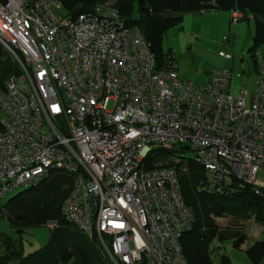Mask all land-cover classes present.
<instances>
[{
  "label": "built area",
  "instance_id": "2783aa9c",
  "mask_svg": "<svg viewBox=\"0 0 264 264\" xmlns=\"http://www.w3.org/2000/svg\"><path fill=\"white\" fill-rule=\"evenodd\" d=\"M59 0H0V43L20 72L0 87V208L52 170L75 176L62 211L111 264H189L181 237L194 215L173 166L149 167L156 148L192 149L200 190L234 181L264 188V65L256 88L233 97L232 73L206 83L162 68L137 25L106 1L76 16ZM232 9V22L253 19ZM224 58L232 53L220 51ZM52 230L58 221L47 223Z\"/></svg>",
  "mask_w": 264,
  "mask_h": 264
},
{
  "label": "trees",
  "instance_id": "16d2710c",
  "mask_svg": "<svg viewBox=\"0 0 264 264\" xmlns=\"http://www.w3.org/2000/svg\"><path fill=\"white\" fill-rule=\"evenodd\" d=\"M70 16L89 12L106 0H59ZM122 17L128 25H137L156 56V67L162 68L170 53L164 52L167 31L182 23L191 12L219 8H239L246 15L253 14L254 35L249 54L260 70L258 52L264 45V0H116ZM248 20V18H245ZM20 72L18 63L0 43V87L6 79ZM1 130V124H0ZM187 145L177 144L173 149L156 148L146 158L149 167L173 166L179 173L181 195L192 210L194 220L181 237L182 252L189 264H214L211 245L217 238L219 217H231L235 225L255 219L264 226V188L256 192L254 185L243 180L234 181L226 194H211L200 190L206 170L199 164ZM75 176L67 171L52 170L38 184L20 188L3 201L0 212L7 218L20 239L0 236V264H111L96 239H90L78 226L69 222L62 207L74 188ZM58 221L53 236L41 250L25 255L23 235L28 228ZM247 239L243 234L234 242L240 248ZM103 252V251H102ZM247 255L252 264H264V237L254 243ZM104 254V253H103ZM221 264H232L228 255L221 256Z\"/></svg>",
  "mask_w": 264,
  "mask_h": 264
},
{
  "label": "rangeland",
  "instance_id": "374dc122",
  "mask_svg": "<svg viewBox=\"0 0 264 264\" xmlns=\"http://www.w3.org/2000/svg\"><path fill=\"white\" fill-rule=\"evenodd\" d=\"M106 1L116 4V0ZM60 13L63 15L66 14L64 9L60 10ZM185 16H187L185 23H191L195 17L196 19H201L199 15H197V18L194 13H187L184 15V17ZM173 28L169 29V31L166 33L164 41H167V34H170ZM180 39V42H163L164 52L167 53L169 52L170 48L173 49L170 55L176 58L177 67L180 68L182 72H186L188 76H185V78L193 81L194 83H199V81L204 79V77H206L212 71V68L218 69L216 68V63L219 61V50L227 51L224 48L225 46L223 45V42H185L182 36ZM234 92L235 89L233 88V93ZM4 117L5 111L0 106V120ZM189 154L192 155L193 153L191 152L188 153V155ZM260 175L264 180V171L260 172ZM19 190L20 189L17 191ZM16 192L7 195L4 201H6ZM51 221L53 220H50V222ZM217 222L220 226V231L217 235V238L211 245L212 259L214 264H221L220 259L222 255H228L231 257L234 264H250V261L246 255V250L257 241L263 239L264 226L259 224L254 218L247 221H242L239 223V225H235L234 220L231 217H220L218 218ZM47 223L39 227L28 228L26 233H24L23 243L25 255L33 254L48 244L53 236V230L52 227ZM235 232H241L247 236L245 243L242 244V247L240 248L234 246L235 239L233 238V235ZM1 235H10L13 238L20 239V234L13 230L9 220L3 217L2 213L0 212V236ZM2 252L3 248L0 245V253ZM97 252L100 256H104L103 252L98 248Z\"/></svg>",
  "mask_w": 264,
  "mask_h": 264
},
{
  "label": "crops",
  "instance_id": "0c3cea01",
  "mask_svg": "<svg viewBox=\"0 0 264 264\" xmlns=\"http://www.w3.org/2000/svg\"><path fill=\"white\" fill-rule=\"evenodd\" d=\"M191 13H194L196 16L199 15L201 19H196L195 17L191 23H185V20L187 19V16H185L182 23L177 27L175 26L170 34H167V41L165 40L164 42H180L179 40H181V36L185 42H223L225 50L232 53L233 57L229 59L224 58L218 53L219 61L216 63V68L219 70H228L232 73L230 90L232 96H239L240 90L242 89L247 90L249 93L253 92L256 88L257 77L259 74V67L255 64L249 54V47L253 44V20L243 19L239 22L233 23L232 10L219 8ZM170 50L173 51L172 48H170ZM220 51L223 50H219V52ZM259 54L261 62L264 65V45L260 47ZM177 69L182 78L189 80L185 78V76H188L186 72H182L178 67ZM213 69L215 68H212V70ZM209 78L210 73L204 77V79L199 81V83L195 84L206 83ZM233 88L235 89L234 93ZM243 234L244 233L241 232H235L233 238L236 241ZM230 259L231 263L234 264L231 257ZM250 264H252L251 261Z\"/></svg>",
  "mask_w": 264,
  "mask_h": 264
}]
</instances>
